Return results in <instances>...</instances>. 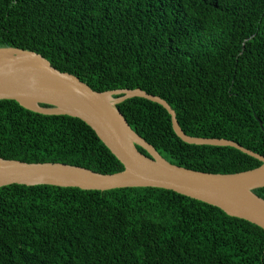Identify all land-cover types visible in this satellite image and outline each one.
I'll use <instances>...</instances> for the list:
<instances>
[{"label": "trees", "instance_id": "1", "mask_svg": "<svg viewBox=\"0 0 264 264\" xmlns=\"http://www.w3.org/2000/svg\"><path fill=\"white\" fill-rule=\"evenodd\" d=\"M6 47L37 52L98 92L159 96L188 136L264 156V0H0ZM117 108L177 166L262 165L236 148L184 142L160 104L136 97ZM0 158L125 169L83 120L14 100L0 101ZM253 192L264 199V187ZM0 264H264V229L166 189L15 184L0 188Z\"/></svg>", "mask_w": 264, "mask_h": 264}, {"label": "water", "instance_id": "2", "mask_svg": "<svg viewBox=\"0 0 264 264\" xmlns=\"http://www.w3.org/2000/svg\"><path fill=\"white\" fill-rule=\"evenodd\" d=\"M136 97L163 106L172 118L175 133L184 142L236 148L262 165L235 174H213L170 163L131 128L117 108L123 101ZM1 100H14L39 114L66 115L83 120L95 130L125 169L105 175L63 163H26L0 158V188L15 184L96 191L160 188L218 207L232 217L264 229V199L253 192L264 187V156L235 141L188 136L181 128L175 110L159 96L142 89L98 92L79 77L56 69L37 52L6 47L0 48ZM137 146L146 150L149 156Z\"/></svg>", "mask_w": 264, "mask_h": 264}]
</instances>
